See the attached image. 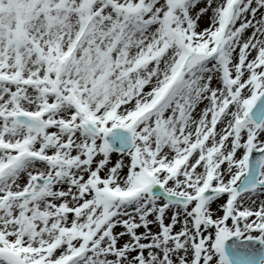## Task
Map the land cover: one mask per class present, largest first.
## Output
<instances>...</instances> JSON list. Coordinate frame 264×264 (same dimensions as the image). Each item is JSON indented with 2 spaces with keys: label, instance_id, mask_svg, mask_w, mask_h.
<instances>
[{
  "label": "snow or ice",
  "instance_id": "snow-or-ice-1",
  "mask_svg": "<svg viewBox=\"0 0 264 264\" xmlns=\"http://www.w3.org/2000/svg\"><path fill=\"white\" fill-rule=\"evenodd\" d=\"M0 264H264V0H0Z\"/></svg>",
  "mask_w": 264,
  "mask_h": 264
}]
</instances>
